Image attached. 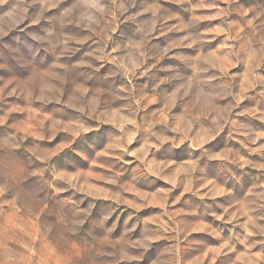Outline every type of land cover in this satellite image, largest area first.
Returning a JSON list of instances; mask_svg holds the SVG:
<instances>
[{
	"label": "rangeland",
	"instance_id": "obj_1",
	"mask_svg": "<svg viewBox=\"0 0 264 264\" xmlns=\"http://www.w3.org/2000/svg\"><path fill=\"white\" fill-rule=\"evenodd\" d=\"M0 264H264V0H0Z\"/></svg>",
	"mask_w": 264,
	"mask_h": 264
},
{
	"label": "clouds",
	"instance_id": "obj_2",
	"mask_svg": "<svg viewBox=\"0 0 264 264\" xmlns=\"http://www.w3.org/2000/svg\"><path fill=\"white\" fill-rule=\"evenodd\" d=\"M39 39L43 40V39H46V38H45V37H41V38H39ZM79 135H80V133L77 132V133H76V136H79ZM73 142H75V138L73 139Z\"/></svg>",
	"mask_w": 264,
	"mask_h": 264
}]
</instances>
